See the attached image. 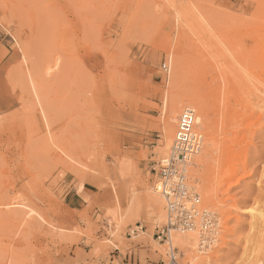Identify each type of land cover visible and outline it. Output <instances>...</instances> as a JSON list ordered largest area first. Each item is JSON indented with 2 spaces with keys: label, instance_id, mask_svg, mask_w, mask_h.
<instances>
[{
  "label": "rangeland",
  "instance_id": "obj_1",
  "mask_svg": "<svg viewBox=\"0 0 264 264\" xmlns=\"http://www.w3.org/2000/svg\"><path fill=\"white\" fill-rule=\"evenodd\" d=\"M259 36L264 44L263 0H0V207L37 219L29 230L0 217V264H108L119 256L134 264L144 248L154 264L170 262L169 245L157 239L167 215L154 168L165 157V98L175 93L195 98L182 108L198 116L205 100L219 113L210 116L213 131L197 130L221 146L208 166H189L188 179L201 207L222 217L212 250L190 256L174 245L177 261L264 264V51L248 45ZM177 51L185 67L176 85L169 74ZM225 85L227 93L239 88L245 119L234 149L247 166L232 161L241 179L231 189L223 177L233 153L221 126ZM147 192L161 198L164 218ZM114 203L119 218L110 223L105 210Z\"/></svg>",
  "mask_w": 264,
  "mask_h": 264
},
{
  "label": "bare ground",
  "instance_id": "obj_2",
  "mask_svg": "<svg viewBox=\"0 0 264 264\" xmlns=\"http://www.w3.org/2000/svg\"><path fill=\"white\" fill-rule=\"evenodd\" d=\"M264 1V0H263ZM262 39H263V37L262 36H259L258 38H257V40H253V39H251L250 41H249V47L252 49V50H261V54L263 53V51H264V44H261L260 42H258V41H262ZM182 53L183 52H180V51H177V52H175V60H174V62H175V64H174V68H173V70H171L172 72L169 74L170 76H169V80L171 81V83H173V84H176L177 85V83L180 81V79H181V77H182V74H184L183 72H184V67H185V62H184V57H183V55H182ZM260 54V55H261ZM170 67V66H169ZM31 72V71H30ZM169 72V71H168ZM27 74V73H26ZM32 73H31V76H30V80H31V82H32V84H33V88H34V96L36 97V99H37V102H38V105H40V108L42 109V111L43 112H45L44 110H47V104H45L46 102H45V100L43 101V99L44 98H42L43 96H42V94H41V92L39 91V89L37 88V85H36V83H37V81H36V83H35V80H34V78L32 77ZM29 80V78H28V82L30 81ZM168 80V81H169ZM240 80H241V78H240ZM169 81V82H170ZM30 83V82H29ZM28 83V84H29ZM31 84V83H30ZM172 84V85H173ZM39 85V84H38ZM224 87V90L222 91V93H223V97H222V99H221V103H222V108H221V110H220V113H221V117H222V125L221 126H223L224 127V129L226 130L227 129V133H226V136H225V138L228 136V140L227 141H229V142H231V143H228V144H232V150H233V153H232V155H230V159H231V162L230 161H228V162H230L231 163V169L230 170H228V171H226V173H225V175L223 176L224 178H225V181L226 182H228L229 183V187H230V189H231V187L232 186H235L236 184L238 185V182L240 181V179L241 178H238V179H236V180H234L233 178H234V176L237 174V172H238V169H240L241 167H246L247 166V158H246V156H244V154H241V151H240V154H237V152H239V150L238 149H234V144L237 142V140H238V137H239V135H240V132H239V129H241V127L244 125L243 124V122L245 121V119L243 118V116L241 115V110H240V108L242 107L241 105H243V101H242V97H241V95H240V93L238 92V90H239V88L238 87H234L233 89H231V91L229 92V93H227L226 92V90H227V87H226V85L225 86H223ZM31 88V87H30ZM197 88V87H196ZM203 89H205L204 87H203ZM206 89H207V87H206ZM32 90L33 89H31V92H32ZM197 90V89H196ZM205 92V91H204ZM167 93V92H166ZM169 93V92H168ZM201 93V92H200ZM199 92H198V94H200ZM31 94H33V93H31ZM192 95V94H191ZM201 95V94H200ZM193 97H194V93H193V95H192ZM199 95H197V97H198ZM189 98V97H188ZM191 100V99H190ZM189 99L187 100V98H185V96L183 95V94H171V95H169V96H167L166 98H165V114H164V119H163V139H161L160 140V144H161V152L162 153H164V155L166 156H168L169 154H170V152H171V147H172V144H173V141H174V136H175V131H176V127H177V123H178V117H179V115L181 114V111H182V107H184V106H186V105H188L189 104V102H187V101H190ZM205 100V99H204ZM203 100V101H204ZM191 101H193V103L195 102V103H199V102H197V100H195V98H192V100ZM199 101V100H198ZM36 102V103H37ZM43 102H45L44 104H45V106H44V104H43ZM36 103H35V105H33V102H32V104L31 105H33V107L35 108L36 107ZM191 103V102H190ZM194 103V104H195ZM209 102L207 101L206 102V100H205V102H202L201 104H200V106H199V111H200V115L198 116V113L196 114V120H195V124H196V126H195V129H197V126H199V125H203L204 127H206L208 124H210L209 123V121H211V119H210V116H212V114L215 116V114L213 113V112H210V110L207 108V106L209 107V104H208ZM198 105V104H197ZM47 107V108H46ZM213 107H215V106H213ZM217 107V106H216ZM247 107V106H246ZM46 108V109H45ZM195 108V107H194ZM30 109H32L31 107H30ZM30 112V111H29ZM47 114H48V110H47V112H46ZM34 114V113H33ZM47 114H46V116H47ZM217 114H219V113H217ZM216 114V115H217ZM33 118V117H32ZM45 118V117H44ZM34 119V118H33ZM47 119V118H46ZM215 119V118H214ZM213 119V120H214ZM249 125V124H248ZM201 127V126H200ZM214 128V126H210V125H208V129L207 130H212ZM200 130V129H199ZM220 130V129H219ZM213 131V130H212ZM216 131V130H215ZM213 133V132H212ZM215 133V132H214ZM209 134V133H208ZM217 134V133H216ZM203 136H204V134H203ZM215 136H217V135H215ZM214 135H212V134H209L208 135V137H207V140H206V142L204 143L203 142V147H204V144H205V147H204V149L203 150H201V151H203L202 153L201 152H199V157H198V155L196 156L197 158L192 162V164L190 165L192 168H194V166L195 167H199V166H202V165H209V160H210V157H211V155H212V152L213 151H216L217 150V148H219L220 146H221V144L217 141V138L215 137ZM218 137V136H217ZM224 138V137H223ZM220 140V139H219ZM45 141V140H44ZM236 141V142H235ZM48 142H50V141H48ZM221 143H223V145H224V142H221ZM44 145V144H43ZM46 146V145H45ZM48 146H49V144H48ZM230 146H228V147H230ZM236 146V145H235ZM227 147V148H228ZM45 148H47V147H45ZM216 149V150H215ZM231 149V148H230ZM61 150V149H60ZM228 151H229V149H228ZM231 151V150H230ZM49 152V151H48ZM47 152V153H48ZM214 153V152H213ZM230 153V152H229ZM231 154V153H230ZM240 157V162H238L239 161V158ZM59 158V157H58ZM193 158H195V156L193 157ZM229 159V160H230ZM227 160H228V156H227ZM236 160H238L237 162L238 163H241L239 166H241V167H239L238 169L237 168H233V164H232V161L234 162V161H236ZM159 161V160H158ZM209 162V163H208ZM212 162H214V161H212ZM122 164V166L124 165L123 163H121ZM228 165V164H227ZM125 166H126V164H125ZM218 166V165H217ZM128 167V166H127ZM206 167V166H205ZM204 167V168H205ZM224 167H227V166H224ZM124 168H125V172L127 171V169H126V167H123V170H124ZM190 168V167H189ZM191 168V169H192ZM201 168V167H200ZM228 168V167H227ZM226 168V169H227ZM190 169V170H191ZM216 169V168H215ZM197 170V169H196ZM207 170V172H208V170L209 169H206ZM198 171H199V169H198ZM125 172H123L124 174H125ZM192 172V174H193V176L192 177H195V170L194 171H191ZM194 172V173H193ZM188 173H190L189 171H188ZM199 173V172H198ZM197 173V174H198ZM214 173V172H213ZM223 173H224V171H223ZM127 174V173H126ZM204 174H205V176H206V172L204 171ZM188 175V174H187ZM216 175V174H215ZM188 176H190V175H188ZM222 176V175H221ZM211 177V176H210ZM189 178V177H188ZM196 178V177H195ZM194 178V179H195ZM222 178V177H221ZM224 178H223V180H224ZM197 179V178H196ZM190 180V179H189ZM192 181H194L193 179H191ZM213 180V179H212ZM208 181V180H207ZM206 181V182H207ZM210 181V180H209ZM209 181H208V184H206L205 182V184L206 185H208L207 187H206V185H204V188L206 189L205 190V196H207V197H209L210 196V194H211V191L213 190V189H211V187H210V183H209ZM198 182V181H197ZM144 183V182H143ZM146 183V182H145ZM192 183V182H191ZM222 183H223V181H222ZM199 185V184H198ZM196 186V185H195ZM80 188H82V185L80 186ZM123 188H124V186H123ZM117 189V187H115V190ZM145 189V188H144ZM199 188H197L196 190L199 192V190H198ZM148 190H149V188H148ZM215 190V189H214ZM144 192H145V190H143ZM226 191H227V189H226ZM149 192V191H148ZM147 192V194H148V197H149V200L151 201L150 203H149V205H152V206H155V207H157L158 208V210H161L162 209V201H161V198L159 197V196H157V195H152V193H148ZM222 192V191H221ZM228 192V191H227ZM155 193H158V192H155ZM200 193V192H199ZM204 193V192H203ZM226 193V192H225ZM5 194V193H4ZM7 194V193H6ZM5 194V195H6ZM213 194V193H212ZM211 194V195H212ZM8 195V194H7ZM145 195H146V192H145ZM158 195H161V194H159L158 193ZM220 195H222V194H219V197H220ZM225 195V194H224ZM0 196H2V194L0 195ZM136 196V195H135ZM162 196V195H161ZM205 196H204V198H205ZM217 196V195H216ZM215 196V197H216ZM223 196V195H222ZM207 197H206V199L205 200H207ZM211 197V196H210ZM218 197V198H219ZM2 198H4V197H0V201H1V199ZM6 198H8V197H6ZM12 198V197H11ZM147 198V197H146ZM162 198H164L163 196H162ZM9 199V198H8ZM8 199H7V201H8ZM213 199H215V198H212V200ZM4 200V199H3ZM14 200H17V199H14ZM113 200V199H112ZM165 200V199H164ZM212 200H210V201H212ZM218 200V199H217ZM219 200H221L220 198H219ZM10 201V200H9ZM105 201H106V199H105ZM108 201V200H107ZM148 201V200H147ZM209 201V202H210ZM17 202V201H16ZM21 202V201H20ZM19 202V203H20ZM149 202V201H148ZM216 202V201H215ZM218 202V201H217ZM219 202H222V201H219ZM225 202V201H224ZM12 203V202H11ZM18 203V204H19ZM128 203V202H127ZM164 203V202H163ZM0 204H4V202H0ZM7 204V203H6ZM17 204V205H18ZM146 204V203H145ZM144 204V205H145ZM165 204H166V202H165ZM224 204V203H223ZM222 204V205H223ZM228 204V203H227ZM12 205V204H11ZM10 205V206H11ZM16 205V204H15ZM17 205L16 206H14L15 208L17 207ZM20 205V204H19ZM24 204H22V205H20V206H23ZM132 205V204H131ZM137 205V204H136ZM226 205V204H225ZM231 205V204H230ZM3 207V206H2ZM130 207H132V206H130ZM133 207H134V205H133ZM133 207H132V209H133ZM140 207V206H139ZM148 207V206H147ZM151 207V206H150ZM149 207V208H150ZM230 207V206H229ZM228 207V208H229ZM5 208V207H4ZM4 208H1L0 207V217H4V216H7L8 215V217L10 218V220L12 219V220H19V221H21V222H23L24 223V225H25V228L26 229H33L34 227V223L35 222H37V219H36V217H34V219H32V218H29V217H27V215H30L31 216V214H29V213H31V212H25V210L23 211V210H21V209H19V210H16V209H12V210H6V209H4ZM7 208V207H6ZM9 208V207H8ZM18 208H20V207H18ZM120 208V207H119ZM148 208V209H149ZM154 208V207H153ZM157 208H155V209H157ZM225 208V207H224ZM228 208H226V209H228ZM24 209H25V205H24ZM131 209V208H130ZM139 209V208H138ZM151 209V208H150ZM205 209H208V208H205ZM129 210V209H128ZM152 210V209H151ZM210 211H213V210H211V209H209ZM27 211V210H26ZM148 211V210H147ZM227 211V210H226ZM225 211V212H226ZM161 212V214L159 215L160 217L162 216L163 218H164V211L163 210H161L160 211ZM105 213H106V216L110 219V223H113L114 221L116 222V220H118V218H119V213H118V205L116 204V203H114V205H112V204H109V206L106 208V210H105ZM228 213V212H227ZM166 215H167V211H166ZM228 215V214H227ZM226 215V216H227ZM132 216H134V215H132ZM230 216H231V213H230ZM141 217V216H140ZM222 218V217H221ZM36 219V220H35ZM138 220V219H137ZM52 221H50V223H51ZM221 222H222V220L220 219V230H221ZM112 226V225H111ZM30 227V228H29ZM225 227V226H224ZM91 231V230H90ZM90 231H89V233H90ZM134 231H136V230H134ZM198 233V231H196V230H190L189 232H180L179 231V229H172L171 231H170V235H169V239L167 240V244L169 245V247H170V251L171 250H176L173 246L174 245H177L179 248H181L180 250H185L187 253H189L190 254V256L192 255V254H194V252H195V250L198 248V244H199V234H197ZM117 234V233H116ZM144 234V233H143ZM146 234V233H145ZM139 235V234H138ZM138 235H136V236H138ZM220 235V234H219ZM224 235V234H223ZM219 239L220 238H218V240H215L214 241V243L216 242V245H217V243L219 242ZM215 245V246H216ZM215 246H213L211 249H209L207 252H209L210 250H212ZM199 249V248H198ZM197 249V250H198ZM200 250V249H199ZM104 251V250H103ZM102 252V251H101ZM207 252H205V253H207ZM95 253V252H94ZM98 254V253H97ZM99 254H101V253H99ZM188 254V255H189ZM189 256V257H190ZM206 257V256H205ZM208 257V256H207ZM200 258V257H199ZM205 259V258H204ZM202 261V260H201ZM172 262V259L170 258V263ZM199 262V261H198ZM197 262V263H198ZM176 263H178V264H180L178 261H177V258H176Z\"/></svg>",
  "mask_w": 264,
  "mask_h": 264
},
{
  "label": "built area",
  "instance_id": "obj_3",
  "mask_svg": "<svg viewBox=\"0 0 264 264\" xmlns=\"http://www.w3.org/2000/svg\"><path fill=\"white\" fill-rule=\"evenodd\" d=\"M162 68L168 72L169 64L165 61ZM196 114L191 106L181 111L171 152L155 164L154 190L164 197L167 211L166 224L158 230L157 239L167 242L172 229L196 230L199 234L198 248L207 252L219 238L221 217L218 212L201 207V195L189 183L187 175L193 157L201 152L204 142L203 134L195 129ZM169 257L172 262L163 264H178L174 249Z\"/></svg>",
  "mask_w": 264,
  "mask_h": 264
},
{
  "label": "crops",
  "instance_id": "obj_4",
  "mask_svg": "<svg viewBox=\"0 0 264 264\" xmlns=\"http://www.w3.org/2000/svg\"><path fill=\"white\" fill-rule=\"evenodd\" d=\"M155 255L154 253L151 251V249H141L139 250L138 252V259H134V264H154L155 261L157 260V258H154ZM110 262L108 264H126L124 262V259L123 257L119 256L118 259L116 258H111L109 260ZM117 261V262H115ZM131 262V263H130ZM73 264H84L83 262L81 261H78V262H73ZM129 264H132V261H130L129 259Z\"/></svg>",
  "mask_w": 264,
  "mask_h": 264
}]
</instances>
